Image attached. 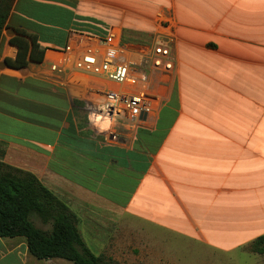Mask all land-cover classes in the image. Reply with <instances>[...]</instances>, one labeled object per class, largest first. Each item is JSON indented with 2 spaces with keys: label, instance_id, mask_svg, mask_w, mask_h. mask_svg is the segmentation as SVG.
<instances>
[{
  "label": "crops",
  "instance_id": "obj_1",
  "mask_svg": "<svg viewBox=\"0 0 264 264\" xmlns=\"http://www.w3.org/2000/svg\"><path fill=\"white\" fill-rule=\"evenodd\" d=\"M16 29L36 37L41 62L8 65ZM159 42L170 69L153 65ZM109 52L136 84L77 67ZM111 91L144 93L150 112L100 116ZM0 164L86 221L97 257L178 264L166 247L175 237L202 264L253 253L264 235V0H13L0 38ZM0 264L74 263L39 260L16 237L0 238Z\"/></svg>",
  "mask_w": 264,
  "mask_h": 264
},
{
  "label": "trees",
  "instance_id": "obj_2",
  "mask_svg": "<svg viewBox=\"0 0 264 264\" xmlns=\"http://www.w3.org/2000/svg\"><path fill=\"white\" fill-rule=\"evenodd\" d=\"M12 2L0 0V38ZM16 33L11 43L18 48V54L15 59L7 60L8 65L22 68L29 61L41 62L44 50L40 48L36 37L22 29H16ZM19 173L25 176L24 180L0 178V238L24 237L30 253L39 260L62 258L74 264H118L105 256L92 254L81 238L76 215L35 176ZM46 208L52 214V231L49 234L36 228L29 219L32 209L42 212ZM251 251L264 255V235L252 243Z\"/></svg>",
  "mask_w": 264,
  "mask_h": 264
},
{
  "label": "built area",
  "instance_id": "obj_3",
  "mask_svg": "<svg viewBox=\"0 0 264 264\" xmlns=\"http://www.w3.org/2000/svg\"><path fill=\"white\" fill-rule=\"evenodd\" d=\"M169 58L170 51L166 43L159 42L154 47V67L159 68L164 66L165 69H170L171 63L169 62ZM115 61L114 52L106 53L101 62L96 55L90 54L82 57L77 62V67L89 72L104 74L118 83L136 84L138 78L130 72L129 66L118 64ZM150 109L144 93L132 95L126 91H111L106 94L105 101L101 107L100 116L112 118L115 116L127 115L132 119H137L143 113H149Z\"/></svg>",
  "mask_w": 264,
  "mask_h": 264
},
{
  "label": "rangeland",
  "instance_id": "obj_4",
  "mask_svg": "<svg viewBox=\"0 0 264 264\" xmlns=\"http://www.w3.org/2000/svg\"><path fill=\"white\" fill-rule=\"evenodd\" d=\"M114 54L116 57V53ZM2 177H11L16 178L18 180L25 179V176L23 174L0 165V178ZM41 200H43V197L41 198ZM51 215L52 214H50V211H48L47 208L42 212H39L36 209H32L29 214V219L36 228L49 234L52 231ZM84 224L85 225H83V223H79L78 228L82 234L83 239L86 242L87 247L90 249V226L87 224L86 221L84 222ZM190 244L192 243H190L188 240L175 237L174 239H171L166 242V247L168 246L169 249H171V252L173 254L175 253V261L178 262V264H202L200 263L201 260L199 258V250L197 246L195 248ZM133 252L128 251L127 254H125L126 252H123L124 256L118 255L117 253L116 255H114L115 260L119 261L121 260V258L123 259L125 257L126 259L124 260V264H149V261L147 259L140 261V259H136V257H129L131 254H136L135 252ZM94 254L99 255L98 251L95 249ZM211 261L212 264H264V257L259 256V254H253L248 251H236L228 254H217L216 257H213V259H211ZM119 262L123 263V260Z\"/></svg>",
  "mask_w": 264,
  "mask_h": 264
}]
</instances>
